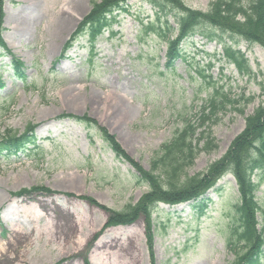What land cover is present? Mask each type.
Listing matches in <instances>:
<instances>
[{
	"label": "rangeland",
	"instance_id": "rangeland-1",
	"mask_svg": "<svg viewBox=\"0 0 264 264\" xmlns=\"http://www.w3.org/2000/svg\"><path fill=\"white\" fill-rule=\"evenodd\" d=\"M92 1L2 2L5 47L24 62L25 76L17 73L16 66L14 70L11 55L0 48L4 84L0 137L11 130L21 134L29 123L38 126L34 148L30 144L28 151L0 158V264H11L6 262L7 253L20 256L15 264H84L86 257L90 264H233L242 247L228 244L239 197L230 173L205 194L212 203L203 216L193 201L157 204L152 214L154 259L146 242L144 215L132 225L110 227L96 237L111 209L127 210L149 190L136 178L135 167L118 158L96 126L114 138L134 165L153 169L166 184L169 164L181 158L171 160L164 146L187 124L197 127V138L212 125L208 120L200 126V117L214 88L235 99L254 96L246 106L236 105L243 113L232 106L221 111L212 126L217 148L203 150L206 140L197 142V156L179 172L177 181L204 173L224 157L244 130L246 117L263 101L264 48L204 27L202 31L223 36L234 50L244 53L252 75L239 74L224 59L222 44L199 34L182 43L184 58L167 68L165 42L145 31L155 20L154 9L144 0H130L124 10L115 12L112 28L94 48L84 36L59 59L90 13ZM183 1L191 9L206 11L214 0ZM172 15L169 19L176 27ZM63 115L86 117L95 124ZM260 181L259 200L264 197V176ZM35 188L49 191L15 195ZM62 210L68 214L62 216ZM55 218L60 220L58 227L51 224ZM132 226L134 233L129 231ZM80 239L83 242L77 244ZM112 239L116 242L107 255H102L105 248L95 250L97 244Z\"/></svg>",
	"mask_w": 264,
	"mask_h": 264
},
{
	"label": "trees",
	"instance_id": "trees-1",
	"mask_svg": "<svg viewBox=\"0 0 264 264\" xmlns=\"http://www.w3.org/2000/svg\"><path fill=\"white\" fill-rule=\"evenodd\" d=\"M124 1L94 0L91 12L81 22L72 39L75 40L79 36L87 34L89 41L93 43L96 37L102 33V30L111 24L109 17L113 18V12ZM147 1L152 3L154 8L157 9V22L162 17L164 18L162 25L152 23L147 29L153 31L159 37L168 40L167 67L173 66V62L177 58L184 57L180 45L186 38L197 33L208 39L214 38V35L202 31L201 28L204 27L211 30H220L223 33H228L231 38H243L249 43H257L264 47V0H214L207 11L191 9L183 0ZM168 7L178 11V15H176L178 35L175 39L170 38V34L175 28L168 22L166 12V8ZM220 41L223 42V39L220 38ZM69 45L71 43H68L67 46ZM225 51L228 60L234 62L241 73L247 75L252 73L249 61L244 54L233 50L231 47H226ZM199 73L204 78L207 77L201 71ZM261 77V96L264 98V72L261 73ZM254 98V96H242L240 99L235 100L227 94L216 90L209 101V112L203 113L201 117L202 125L208 120L213 119L216 121L218 114L229 105H232L237 111L243 113L244 110L236 107V105L246 106ZM31 128V125H29L28 129ZM195 133L196 128L189 124L179 132L170 144L164 146L166 151L168 150V153L171 155V160L177 157L181 158L176 164H169V177L166 184L162 182L159 175L155 174L153 169L145 171L135 165L140 173L137 178L140 181L146 182L150 189L135 205H129L127 210L122 212L112 211L107 225L128 224L136 220L140 215H145L148 223H150L151 214L157 202L177 203L197 198L213 186L223 174L229 172L236 178L240 192L239 203L236 205L238 225L234 227L232 235H235L238 242L244 243L245 248V253L238 255L234 264H241L247 259L246 264H258V256L264 240V197L259 200L256 194L261 182L258 180L264 176V99L253 114L246 117L244 130L234 139L223 158L212 163L206 172L192 177H185L183 181L178 182V177H180L179 172L184 169L185 165L192 164L197 155L198 149L193 144ZM15 135V133L9 135L6 139L7 141L0 144V148H10L13 145V140L16 139ZM208 135L210 134L208 133ZM105 137L118 156L125 157L133 163L106 131ZM205 137L206 133L202 132L201 139ZM215 147L216 145L211 140V136H208L202 149L210 151ZM86 199L102 207L94 200L90 198ZM200 207L204 210L207 205L202 202ZM257 214L262 219L261 230L257 229V225L260 224L257 220ZM148 237L149 246L152 249L153 239L149 230ZM150 252L153 256L152 250Z\"/></svg>",
	"mask_w": 264,
	"mask_h": 264
},
{
	"label": "bare ground",
	"instance_id": "bare-ground-1",
	"mask_svg": "<svg viewBox=\"0 0 264 264\" xmlns=\"http://www.w3.org/2000/svg\"><path fill=\"white\" fill-rule=\"evenodd\" d=\"M65 9V8H64ZM63 9V10H64ZM23 210H25L24 208H23ZM22 210V211H23ZM68 214V213H67ZM66 213H65V211H61V215L63 216V215H67ZM60 222V220L58 219H54V222H52L51 221V224H52V226H55V227H58V223ZM129 231H130V233H134L135 231H136V227L135 226H132L130 229H129ZM117 236V235H116ZM115 236V237H116ZM83 242V239H80L78 242H77V244H81ZM116 242V240L115 239H112L111 241H106V242H103L102 244H97V247H96V249L95 250H97V249H106L105 251H103V253H102V255H107L108 253H110V250L112 249V247H113V245H114V243ZM121 247H123V245H121ZM9 255V253H7V256H6V259H7V261L6 262H8V263H11V264H15L16 262H19V260H20V256L19 255H14V256H8ZM21 261V260H20Z\"/></svg>",
	"mask_w": 264,
	"mask_h": 264
}]
</instances>
